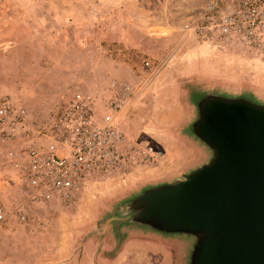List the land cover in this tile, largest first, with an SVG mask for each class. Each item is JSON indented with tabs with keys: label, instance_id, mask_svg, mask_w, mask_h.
<instances>
[{
	"label": "rangeland",
	"instance_id": "obj_1",
	"mask_svg": "<svg viewBox=\"0 0 264 264\" xmlns=\"http://www.w3.org/2000/svg\"><path fill=\"white\" fill-rule=\"evenodd\" d=\"M208 0H0V95L45 121L78 89L110 78L140 86L146 63L165 66L122 119L128 139L162 161L87 188L71 206H40L26 224L0 226V264H186L189 241L127 230L110 215L142 189L180 178L206 149L189 133L202 89L264 102V63L236 47L200 42L184 25ZM0 142V200L19 201Z\"/></svg>",
	"mask_w": 264,
	"mask_h": 264
},
{
	"label": "built area",
	"instance_id": "obj_2",
	"mask_svg": "<svg viewBox=\"0 0 264 264\" xmlns=\"http://www.w3.org/2000/svg\"><path fill=\"white\" fill-rule=\"evenodd\" d=\"M183 30L200 42L236 47L264 63V0H208ZM166 63L147 62L146 80L137 87L110 78L104 85L78 89L45 121L0 95V142L19 186L14 208L0 200V226L13 220L26 224L40 206H71L96 182L160 163L163 152L129 140L122 119Z\"/></svg>",
	"mask_w": 264,
	"mask_h": 264
},
{
	"label": "water",
	"instance_id": "obj_3",
	"mask_svg": "<svg viewBox=\"0 0 264 264\" xmlns=\"http://www.w3.org/2000/svg\"><path fill=\"white\" fill-rule=\"evenodd\" d=\"M188 133L206 160L110 215L127 230L189 241L186 264H264V102L202 89Z\"/></svg>",
	"mask_w": 264,
	"mask_h": 264
}]
</instances>
